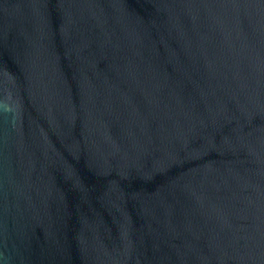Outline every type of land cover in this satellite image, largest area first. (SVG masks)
I'll list each match as a JSON object with an SVG mask.
<instances>
[{
	"label": "water",
	"instance_id": "95a60500",
	"mask_svg": "<svg viewBox=\"0 0 264 264\" xmlns=\"http://www.w3.org/2000/svg\"><path fill=\"white\" fill-rule=\"evenodd\" d=\"M0 264H264V0H0Z\"/></svg>",
	"mask_w": 264,
	"mask_h": 264
}]
</instances>
